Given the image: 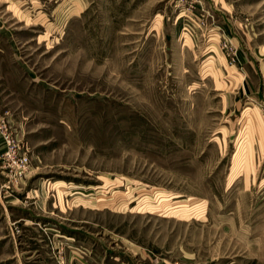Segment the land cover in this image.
<instances>
[{
  "label": "rangeland",
  "instance_id": "1",
  "mask_svg": "<svg viewBox=\"0 0 264 264\" xmlns=\"http://www.w3.org/2000/svg\"><path fill=\"white\" fill-rule=\"evenodd\" d=\"M0 48V264H264V0H0Z\"/></svg>",
  "mask_w": 264,
  "mask_h": 264
},
{
  "label": "built area",
  "instance_id": "2",
  "mask_svg": "<svg viewBox=\"0 0 264 264\" xmlns=\"http://www.w3.org/2000/svg\"><path fill=\"white\" fill-rule=\"evenodd\" d=\"M4 126V122L0 120V133L4 144L2 155L7 160V167L11 169L12 176L16 173L23 175L29 170V162L27 157L18 155L16 143L5 133Z\"/></svg>",
  "mask_w": 264,
  "mask_h": 264
},
{
  "label": "crops",
  "instance_id": "3",
  "mask_svg": "<svg viewBox=\"0 0 264 264\" xmlns=\"http://www.w3.org/2000/svg\"><path fill=\"white\" fill-rule=\"evenodd\" d=\"M2 48H0V52H1ZM1 78V76H0ZM1 91V90H0ZM1 116V115H0ZM250 123L249 122H246V126L249 127Z\"/></svg>",
  "mask_w": 264,
  "mask_h": 264
}]
</instances>
